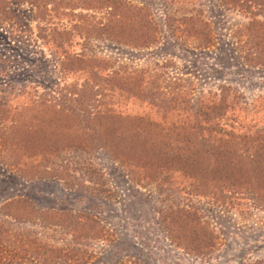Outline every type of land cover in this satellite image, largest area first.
I'll use <instances>...</instances> for the list:
<instances>
[{
  "label": "rangeland",
  "instance_id": "rangeland-1",
  "mask_svg": "<svg viewBox=\"0 0 264 264\" xmlns=\"http://www.w3.org/2000/svg\"><path fill=\"white\" fill-rule=\"evenodd\" d=\"M5 1L11 15L0 20V102L11 108L24 99L23 86L45 98L53 89L76 91L79 65L98 61L101 73L119 78L106 104L121 114L154 119L164 106L174 119L171 109L224 95L218 120L227 128L236 134L264 128V64L243 60L262 43L264 0ZM248 12L260 28L252 34ZM110 30L117 40L105 34ZM133 32L144 38L131 40ZM175 91L179 103L167 99ZM8 112L0 120V264H264V202L246 194L218 202L175 183L169 189L97 148L70 145L46 160L29 159L23 152H34L33 135L9 145L5 127L22 113ZM52 115L44 119L54 121ZM49 167L62 170L52 176ZM177 207L184 210L179 221ZM191 230L209 242L203 252L183 247Z\"/></svg>",
  "mask_w": 264,
  "mask_h": 264
},
{
  "label": "trees",
  "instance_id": "trees-1",
  "mask_svg": "<svg viewBox=\"0 0 264 264\" xmlns=\"http://www.w3.org/2000/svg\"><path fill=\"white\" fill-rule=\"evenodd\" d=\"M4 6L6 1L0 0L2 21L8 20L11 15V11ZM248 13L251 23L246 24L245 29L252 34V30L257 32L260 28L256 26L255 13ZM128 14L131 20L129 11ZM105 34L118 39L111 30ZM142 38L138 32H133L131 40ZM258 39L262 41L261 44L254 43L252 50L243 52L245 63L264 64L263 34ZM56 44L62 50L61 42ZM63 56L65 59L70 57L75 65L83 63L80 57L68 56L65 52ZM79 66L83 79L76 91L75 87L65 92L60 88L53 89L54 94L46 92L48 97L45 98L43 93L36 94L33 89L27 90L23 86L18 91L24 99L17 109L15 106L11 108L6 101L0 102V120L9 114L8 111L22 113L19 116L21 119H11L14 122L5 127L9 145H16L17 138L20 142L28 143L27 139L23 140V135L30 133L33 135L30 144L34 152H23L27 153L25 156L29 159L40 157L46 160L51 152L70 145L83 149L97 148L142 167L145 178L169 189L167 185L175 183L178 189H186L187 194L208 193L218 202L236 200L242 194L257 203L264 202V128L253 126V131L249 129L240 134L227 128L218 120L226 111L224 95L186 111L182 108L171 109L176 112L174 119V115L164 106L155 109L154 119H147V113L121 114L106 104L118 89L116 72L101 73L99 68L102 65L98 61H95L93 68ZM139 79L142 80V76ZM230 93H234V90L230 89ZM164 96L157 94L154 99L165 101L167 96L173 103H179V93L176 91ZM179 112L182 115H177ZM47 113L53 114L54 121L49 120L50 116L44 119ZM18 130L22 135L20 138ZM46 135H49L48 139ZM35 165L41 166L39 163ZM60 169L55 167L49 172L56 176L54 174L61 172ZM187 180L190 182L185 183ZM222 191L228 194L224 195ZM177 208V211L174 210L175 220L179 221L184 210ZM169 236L171 241L180 245L179 234L170 229ZM188 240L183 247L191 251L203 252L209 244L207 239L193 233V230Z\"/></svg>",
  "mask_w": 264,
  "mask_h": 264
}]
</instances>
